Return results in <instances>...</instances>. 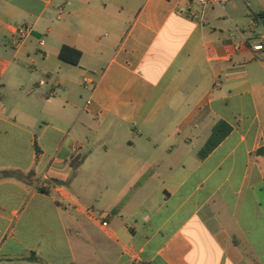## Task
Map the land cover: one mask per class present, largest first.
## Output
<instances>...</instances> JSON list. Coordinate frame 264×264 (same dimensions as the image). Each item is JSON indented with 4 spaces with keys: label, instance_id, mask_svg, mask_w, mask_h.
<instances>
[{
    "label": "crops",
    "instance_id": "1",
    "mask_svg": "<svg viewBox=\"0 0 264 264\" xmlns=\"http://www.w3.org/2000/svg\"><path fill=\"white\" fill-rule=\"evenodd\" d=\"M140 2L0 0V264H264V0Z\"/></svg>",
    "mask_w": 264,
    "mask_h": 264
},
{
    "label": "trees",
    "instance_id": "2",
    "mask_svg": "<svg viewBox=\"0 0 264 264\" xmlns=\"http://www.w3.org/2000/svg\"><path fill=\"white\" fill-rule=\"evenodd\" d=\"M60 58L71 64V65H77L81 58V52L68 47L64 46L59 54ZM230 132V127L225 122H218L213 129V132L206 142L205 146L200 150L199 156L201 158L208 155L223 139L224 137ZM257 153L261 156H264V147L260 148ZM80 163V158H74L71 161L72 166H77ZM118 211V208L112 211V213H116Z\"/></svg>",
    "mask_w": 264,
    "mask_h": 264
},
{
    "label": "built area",
    "instance_id": "3",
    "mask_svg": "<svg viewBox=\"0 0 264 264\" xmlns=\"http://www.w3.org/2000/svg\"><path fill=\"white\" fill-rule=\"evenodd\" d=\"M194 3H196L198 6H207L210 4H216L223 6L229 1L233 0H192ZM32 32V27L29 24H23L16 28L15 34H14V40L17 45L24 44L28 38L30 37ZM43 44V41L41 42ZM253 51L255 55L263 54L264 53V36L262 37L261 41L253 46ZM104 225H106L104 223Z\"/></svg>",
    "mask_w": 264,
    "mask_h": 264
},
{
    "label": "rangeland",
    "instance_id": "4",
    "mask_svg": "<svg viewBox=\"0 0 264 264\" xmlns=\"http://www.w3.org/2000/svg\"><path fill=\"white\" fill-rule=\"evenodd\" d=\"M141 0H139V2H140ZM141 3V2H140Z\"/></svg>",
    "mask_w": 264,
    "mask_h": 264
}]
</instances>
